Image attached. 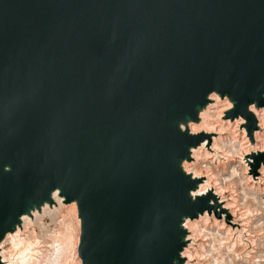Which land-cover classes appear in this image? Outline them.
Returning a JSON list of instances; mask_svg holds the SVG:
<instances>
[{
  "label": "water",
  "instance_id": "95a60500",
  "mask_svg": "<svg viewBox=\"0 0 264 264\" xmlns=\"http://www.w3.org/2000/svg\"><path fill=\"white\" fill-rule=\"evenodd\" d=\"M212 95L254 143L264 0H0V243L56 193L80 264H185L218 206L182 167Z\"/></svg>",
  "mask_w": 264,
  "mask_h": 264
},
{
  "label": "rangeland",
  "instance_id": "374dc122",
  "mask_svg": "<svg viewBox=\"0 0 264 264\" xmlns=\"http://www.w3.org/2000/svg\"><path fill=\"white\" fill-rule=\"evenodd\" d=\"M230 108L231 105L217 109L222 112L219 124L225 127L221 132L216 129L210 132L211 140L219 138L230 141L231 137L229 132L225 131L226 128L234 132L237 139H244L240 144L246 151L242 155L228 154L227 148L219 149L220 146H217L214 150L210 144L202 151L201 155L204 154L205 157L196 159V164L189 167L194 171L198 170L200 178L204 181L206 174H212L213 181L209 190L216 195L218 204L215 212L208 214V219L205 217L206 225L199 228L198 237L189 242L191 247L188 251L198 250L199 245L204 251L200 258H193L189 264H264V175L260 172L262 165L256 171L251 167L254 158L262 149L256 148L252 151L255 143L249 141L244 128L245 121L241 118L230 120L225 116ZM214 188H219L220 194L214 193ZM244 208H248L251 213L244 214ZM42 222L45 226L52 225L48 217H43ZM30 229L34 230L36 235L39 234L35 225ZM227 246H231V250L226 251ZM27 254L32 253L29 251ZM22 256L11 254L12 264H19Z\"/></svg>",
  "mask_w": 264,
  "mask_h": 264
},
{
  "label": "bare ground",
  "instance_id": "6f19581e",
  "mask_svg": "<svg viewBox=\"0 0 264 264\" xmlns=\"http://www.w3.org/2000/svg\"><path fill=\"white\" fill-rule=\"evenodd\" d=\"M219 106L229 107L230 104L227 100L220 101L217 96L212 95L211 103L204 111L200 113L199 121L197 123L189 124V131L191 133H210L216 129L218 132H221L223 130L222 128L225 126L219 124L221 112L217 111V109L220 108ZM250 109L256 117L259 128V132L253 134V141L255 145L252 147V151H254L256 148L263 149L264 110L255 111L252 107ZM225 131L229 132L231 137L230 141L227 139L223 141L219 138L209 142L208 140H204V142L197 149L192 151V161L183 163L182 167L184 171L191 173L193 177H200L201 174L198 170L194 171L189 167L193 164H196V159L205 157L204 154L201 155L203 153L202 151H204V149L210 144L214 150L217 149V146H220L219 149L227 148L228 154L233 153L235 155H242L246 151L244 148H242V144H240L241 141H244V139H237L234 132H230L226 128ZM261 133L262 135H259ZM249 162L251 161L249 160ZM260 172L264 175V166L261 167ZM212 181V174H206V181L199 185L197 191L194 194L206 195ZM213 190L214 193L220 194L218 191L219 188H214ZM212 201L213 200L211 199V204ZM232 201L234 204L235 200L233 197ZM53 202L54 203L52 206L45 205L42 207L40 212H33L31 217L23 216L21 219V227L18 228L13 234L6 235L4 240L0 243V257L2 264H12V259L10 258L11 254L23 255L19 261V264H80V260L77 257L80 224L77 218L76 207L74 204H63L62 200L57 196L56 193L53 195ZM62 208L64 209L58 211V209ZM210 212L214 213L215 211ZM248 212L251 213L248 208H244V214L247 215ZM43 217H48L52 225L45 226L42 222ZM205 217L208 219L207 213H204L194 221H187L185 223V228L188 231V238L190 240L196 239L198 237L200 227H205L207 222ZM34 225L39 230L38 235L35 234L34 230L30 229V227H33ZM20 236L22 237L20 238ZM190 247L191 245H188L182 253V256L186 260L185 264H189L193 258H200L204 254V251L201 249L200 245L198 250H193L191 252L188 251ZM228 250H231V246H227L226 251ZM29 251H31V255L27 254ZM197 264H200V262Z\"/></svg>",
  "mask_w": 264,
  "mask_h": 264
},
{
  "label": "snow or ice",
  "instance_id": "6c2138e0",
  "mask_svg": "<svg viewBox=\"0 0 264 264\" xmlns=\"http://www.w3.org/2000/svg\"><path fill=\"white\" fill-rule=\"evenodd\" d=\"M261 151H264V149H262Z\"/></svg>",
  "mask_w": 264,
  "mask_h": 264
}]
</instances>
